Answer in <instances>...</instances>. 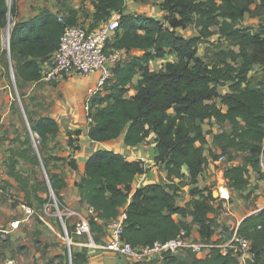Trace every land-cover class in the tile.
I'll return each instance as SVG.
<instances>
[{
	"label": "trees",
	"instance_id": "trees-1",
	"mask_svg": "<svg viewBox=\"0 0 264 264\" xmlns=\"http://www.w3.org/2000/svg\"><path fill=\"white\" fill-rule=\"evenodd\" d=\"M255 1H259L256 8L264 9V0H163L160 7L166 12L168 26L158 19L127 12L126 0L94 3L95 22L107 20L116 11L123 13L121 32L110 46L125 50L129 56L112 69V77L102 89L106 93L93 96L94 112L86 135L103 144L120 140L127 147H136L152 135V162L166 172L163 182L141 185L132 192L134 177L147 172L144 162L112 149L93 152L85 160L83 176L75 186L80 203L92 210L89 224L94 243L102 242L93 234L102 233L103 226L116 220L126 205L121 238L133 247H152L176 237L181 230L190 236L193 224H197L199 238L210 247L203 257L186 249L190 253L188 264H238L236 255H223L219 248L225 243L222 237L227 235L230 239L234 232L250 242L251 258L246 264H264V208L244 217L236 228L224 226L219 230L220 237L212 241L219 228L217 209L221 205L216 204L218 198L212 189L199 186L208 158L216 161L220 155L227 158L222 178L229 193L245 189L251 172L264 180V26L261 32H254L242 25ZM17 15L16 0L10 5L7 0H0V28L8 22L12 24L9 60L16 82L38 81L42 62L58 48L66 25L77 23V13L69 10L63 22L46 9L26 21L17 20ZM188 25L197 29V36L184 38L171 31ZM215 28L218 38L236 49H220L206 62L197 56L198 45L216 34ZM168 56L172 60L160 70L150 69L151 61ZM224 84H228V90L220 93L218 87ZM130 85L134 93L126 95ZM211 120L220 128L228 124L230 131L213 133L211 128L204 129V122ZM30 128L38 136L41 148L59 131L56 120L47 116L32 121ZM207 135H211L210 142ZM79 136V130L68 132L67 143L73 152L79 151ZM233 153L243 155L240 164H230ZM42 160L61 210L64 201L60 190L66 181L60 173H49L46 162L66 158L51 155ZM66 163L78 168L74 156L68 157ZM13 168L11 162L10 169ZM10 175L19 177L13 171ZM184 182L190 198L179 205L178 184ZM249 196L242 197L246 200ZM38 201L44 203L41 198ZM2 247L4 244H0ZM86 249L71 252L72 264L85 261ZM160 255L159 264H182L175 254Z\"/></svg>",
	"mask_w": 264,
	"mask_h": 264
},
{
	"label": "rangeland",
	"instance_id": "rangeland-1",
	"mask_svg": "<svg viewBox=\"0 0 264 264\" xmlns=\"http://www.w3.org/2000/svg\"><path fill=\"white\" fill-rule=\"evenodd\" d=\"M12 1L13 0H7L8 5H10ZM16 2L21 5L19 6L25 12L29 9H53L58 16H61L65 15L69 10H75L79 24L89 28H95L101 23L95 22L93 19L94 3L96 0H16ZM258 3L259 1H255L250 6L251 11L244 15L242 21V25L251 27L254 32H261L264 26V9L256 8ZM157 5V0H151L149 3H138L130 0L127 3L126 7L128 8H126V11L146 16L154 15L160 19L163 24L168 26L166 19L167 15H159L160 13ZM150 8H152V10H150ZM11 27L12 24L9 22L5 27L0 28V241H2L0 244H4L5 246L3 248L5 249V251L3 250L4 253L0 254V262H3V264H72V251L74 252V250L83 247L89 249L92 247H89L90 243L86 236H77L73 233V224L76 219L64 215L62 219L69 237V244L67 243L63 225L57 212L55 196L50 193L47 185L46 179L48 176L45 172L46 170L42 160L51 156L47 149H57V154L53 156L66 157L65 143L61 139L63 132H59L60 134L57 133L54 138L48 139L43 148L40 147L36 133L32 131L31 137L28 132V127L31 126L32 121L54 111L55 100L62 96L60 90L62 87H58V84L62 81L59 83L44 84V81L26 82L17 79V83L14 78L15 82H13L10 74L11 62L7 50L8 35ZM214 30L216 34L208 37L198 45L197 56L203 57L206 62H210L213 58V54L220 49H236L229 46L225 40L218 38L217 29L215 28ZM171 31L184 38H191L198 35L197 29L191 25L185 28L171 29ZM128 56L129 54L127 57ZM170 57L171 56H168V58ZM172 58L173 57L170 59ZM158 61L159 60H156V62L151 63V68H157L159 65ZM137 78L136 76L133 79L132 84L136 82ZM132 86L130 85L127 87L128 90L126 95L134 93ZM227 90L228 84L218 87L220 93L227 92ZM106 91L107 90L104 89L101 93L105 94ZM203 126L206 130L211 128L213 133H218L222 129L230 131L228 124L220 128L214 123V120L205 121ZM66 133L68 134V132ZM151 136L152 135L143 143L139 144L138 147L130 151L126 150L127 147L114 148L124 153V155L130 159H138L142 162L146 160L153 161V139ZM207 140L209 142L211 141V135H207ZM116 142L117 141H114V143ZM67 147L71 154L67 155L66 158L74 156L76 160H78V152H73V148L71 145L69 146L68 143ZM204 148L207 147L204 146ZM59 150L61 151L59 152ZM232 156L233 160L230 162L231 165H237L242 162V154L233 153ZM151 161L148 163L149 167H147L146 172L148 177L151 174L150 165L153 164ZM11 162H14V170L10 169ZM66 162L67 159L66 161L58 160L46 162L47 170L49 173H52L51 171L61 170L62 175L66 177L69 173ZM223 165L224 162L219 165H213L214 171H211L210 174L206 172L205 176H202L200 184L202 187H204L203 185H207L212 189V194L215 198H220L218 194L222 189H219V187H224V183H222L218 174V170H222ZM11 171L16 172L19 177L15 178L10 175ZM69 175H71V172ZM209 178H212V180L208 181ZM159 180H161V178H159ZM163 181L164 180H162V182ZM224 192H226L225 188ZM39 198L44 200L43 204H40L38 201ZM254 201V198L248 197L245 203H249H246L245 207L247 208L249 205L256 206ZM217 203L219 202L217 201L216 204ZM23 205L30 206L33 209V214L31 216H26L23 212ZM232 208H234V206L231 207V213L233 212ZM68 210L77 211L87 216L88 219L91 218L86 209L82 206L74 208L64 203V208H62L60 212H68ZM217 211V219L220 220V223L216 235H218L219 230L224 227V220L226 221L230 218L234 221L232 214L228 212H226V214L224 209L218 208ZM12 220H22L19 226L23 228V232L20 231L21 235H17L18 237L14 235V237H17L15 240H12L14 237L12 238L10 234L5 232L7 231L8 224ZM45 223L51 225L52 229ZM234 224H230L229 226L234 227ZM102 234H104V232H95L93 235L98 237L99 242H103L101 239ZM228 239L229 237L225 235L222 237L221 241L226 242ZM191 240L193 242H198L195 237L191 238ZM202 242L203 241L200 243ZM87 243L89 244L85 246L84 244ZM206 250H204V252ZM188 251L189 250H183L175 253L180 263H189L190 259L188 254L190 253ZM116 257L120 256L116 255ZM197 257H203V255ZM8 260L9 262H7Z\"/></svg>",
	"mask_w": 264,
	"mask_h": 264
},
{
	"label": "built area",
	"instance_id": "built-area-1",
	"mask_svg": "<svg viewBox=\"0 0 264 264\" xmlns=\"http://www.w3.org/2000/svg\"><path fill=\"white\" fill-rule=\"evenodd\" d=\"M122 15V12H113L107 20L101 22L95 28L85 27L79 24L78 21L75 25H66L60 37L58 48L41 64L40 80L49 84L74 73L80 74L84 78L89 76L95 77V83L88 88L82 104L86 129H88L89 125L92 123V113L94 112V106L92 105L93 96L102 91L106 82L112 77V69L114 66L126 59L125 57L128 55L125 50L115 49L110 46V43L115 39V36L121 32L120 21ZM63 16L64 15L58 16L60 22H63ZM170 58L167 57L165 60L159 59L160 62L158 61L159 65L157 68H151V63L156 62V60L151 61L149 67L151 70L161 69L165 61L172 60ZM225 161L226 157L220 155L215 163L221 164ZM221 187L226 189L225 186ZM226 191L227 193L229 192L227 189ZM218 195H220L218 202L220 203L221 208L225 210V213L228 212L232 214L231 206L229 207L228 205V202H230L229 194L227 197H223L221 194ZM22 208L26 216H31L33 214V209L30 206L23 205ZM56 208L68 244L69 237L62 219L64 215L76 219L73 224V233L77 236H86L88 238L90 244H84L85 246L88 244L89 247L96 246L90 234V224L87 216L73 210H68V212L64 211L62 213L58 207ZM124 218L125 214L123 213L120 219L113 220L106 226L108 236L104 247L109 252L116 255L143 259L149 252H156L158 254L170 252L175 254L179 251L189 249L196 256H200L204 255V250L210 247V244L193 242L184 230H181L176 237L169 239L166 242H157L152 247H133L121 238V223ZM45 224L52 229L51 225L48 223ZM9 225L11 228H15L18 225V222L12 221ZM249 243L250 242L247 239L237 237L234 232L227 242L219 245V248L223 255L228 252H232L233 255H236L238 264H246L251 258V254L249 253Z\"/></svg>",
	"mask_w": 264,
	"mask_h": 264
},
{
	"label": "crops",
	"instance_id": "crops-1",
	"mask_svg": "<svg viewBox=\"0 0 264 264\" xmlns=\"http://www.w3.org/2000/svg\"><path fill=\"white\" fill-rule=\"evenodd\" d=\"M128 1H130V0H126L127 3H128ZM131 1H133V0H131ZM149 1H151V0H149ZM149 1H147V2L149 3ZM162 2H163V0H157V4H158L157 7H158V10L160 13L159 15L165 16L166 12H164L160 7ZM127 3H126V6H127ZM19 5L20 4L17 3L18 15L16 18L19 21L29 20V19L33 18L36 13H38L40 10H42V9H37V10L36 9H34V10L29 9L25 12L20 7L21 5L20 6ZM126 8H128V7H126ZM48 10L51 11L52 13H55V11L53 9H48ZM150 10H152V8H150ZM149 17L158 19L154 15H152V16L150 15ZM158 20H160V19H158ZM35 82H42V81L39 79L38 81H35ZM59 82H61V83H59ZM56 83H59L58 87H60V88L62 87L60 89L62 92V96H61V98L55 100L54 111L48 115H42V117L43 116L51 117V118L55 119L56 122L58 123V127H59L58 133L63 132L61 139L65 143L64 146L66 149V151H65L66 157H67V155L71 154V152L68 151V147H67L68 134L66 132L75 131V130L80 131V136H79V139L77 141V145L79 146V151H78L77 155L80 156V157L78 156V160H77L78 168L73 169L66 163L67 169H69V173L71 172V175H69V173H68L69 176L67 175L68 177L67 176L64 177L65 181H66V186L60 190V195L62 196L64 203H66L69 206L74 207V208H76L77 206H82L83 208L86 209V211L88 212V215L90 217H92L93 213L91 212V209L86 204L80 203V201H79L80 200L79 190L75 186V183H78L80 181L81 177L83 176V168H84L85 160L95 150L99 149L101 146L104 147V149H112L115 151H117V150L114 147L124 148L127 146H125L121 141H117L116 143L111 142V143H106V144L96 142V141H91L88 139V137L86 135L87 129H86V124H85V120H84V116H83V112H82V104H83V101H84V98L86 96L88 88L93 86V84L95 83V77L94 76H89V77L84 78L80 74L74 73L70 76L64 77V78L56 81ZM44 84H47V83L44 82ZM136 147H138V146H136ZM136 147H127L126 150L130 151ZM47 151L50 153V155H56L57 154V149H47ZM60 151L61 150H59V152ZM66 157H64V158H66ZM143 160H144V158H143ZM150 161L151 160L144 161V164L146 167H149L148 163H150ZM151 163H152V161H151ZM215 164H216L215 161H211L210 158H208V162H207L206 166L204 167V169H203V171L199 177V186H200L201 181H202V176H205L206 172H207V174H210L211 171H214L213 165H215ZM225 164L226 163H224V165ZM151 165H150L151 174L149 177H148V174L146 175V173L136 175L134 177L133 182L131 184L132 192L137 187H139L141 185H145L148 183H160V182H162V180H166L165 179L166 178V172H165L164 168L162 166H159V165H153V164H151ZM224 165L222 166V168L224 167ZM51 172L52 173L56 172V173L62 174L61 170H56V171H51ZM218 174H219V178L221 179L222 183H224L223 178H222L223 172L221 169L218 170ZM159 178H161V180H159ZM211 180H212V178H209L208 181H211ZM178 186L180 187V196L177 200V203L179 205H184L187 202V200L190 198V196L188 194V189H186L188 187L185 185V182L179 183ZM203 186H206V185H203ZM228 194H229V196L232 197L231 201L228 202L229 203L228 205H229V207L234 206V208H232V210H233L232 216L234 217V221H232L230 218L227 219L226 221L224 220V226L229 228V229L236 228L237 225L240 223V221L244 217L257 212L259 209L264 208V180L258 179L254 172H251L250 184L245 189H243L242 191H232L230 193L228 192ZM246 194H249L250 195L249 197L255 199L254 203L256 204V206L249 205V207H247V208L245 207V204L249 203V202L245 203V199L242 196L246 195ZM130 200H131V196H130L128 202ZM125 208H126V205H124L121 208L120 215L118 216L117 219L121 218L122 214L124 213ZM174 218L180 219L179 216H174ZM184 220H189V218H187V219L185 218ZM12 221H15V220H12ZM20 221H22V220L17 221L18 225L15 228H11L9 225L10 223H9L7 231H5V230H2V231H5L6 233L10 234L12 236V238L14 237V235L15 236L21 235L20 231L23 232V228L21 226H19ZM217 221H218V223H220V220L217 219ZM230 224H234L235 226L230 227L229 226ZM103 232H104V234L101 235V239L103 242L102 243H94L96 245L95 247H92L90 249L87 248L85 250V261L83 262V264H159L161 262V255L156 253V252L147 253L143 259H135L132 257H125V256L116 257V254L109 252L104 247L106 240H107V236H108V230H107L106 226H103ZM17 237H14V239H12V240H15ZM193 237H195V239H197L198 242L202 241L198 235L197 224H193V226H192L190 238H193ZM219 237L220 236L215 234L211 240L212 241L216 240ZM0 242H2V241H0ZM202 243H204V242H202ZM79 245H81V244H79ZM4 247L0 248V254L4 253L3 252V250L5 251V249H3ZM75 251H82V248H79L78 250H75ZM207 251H208V249L204 252V254H206ZM7 262H9V260ZM17 263H19V262H17ZM0 264H3V262H0Z\"/></svg>",
	"mask_w": 264,
	"mask_h": 264
},
{
	"label": "water",
	"instance_id": "water-1",
	"mask_svg": "<svg viewBox=\"0 0 264 264\" xmlns=\"http://www.w3.org/2000/svg\"><path fill=\"white\" fill-rule=\"evenodd\" d=\"M9 23V22H8ZM7 23V24H8ZM8 37H9V35H8ZM9 51V50H8ZM10 74H11V78H12V80H13V82H15V80H14V78H15V76H14V72H13V69H12V66H11V64H10ZM28 132H29V134H30V136L32 137V131H31V128L30 127H28ZM99 149H104V147H100ZM99 149H97V150H99ZM96 151V150H95ZM94 151V152H95ZM79 156V155H78ZM80 157V156H79ZM43 167V166H42ZM46 181H47V185H48V188H49V191H50V193L51 194H53V191H52V189H51V186H50V184H49V180H48V178L46 179ZM261 209H259L258 211H260ZM241 222V221H240Z\"/></svg>",
	"mask_w": 264,
	"mask_h": 264
},
{
	"label": "bare ground",
	"instance_id": "bare-ground-1",
	"mask_svg": "<svg viewBox=\"0 0 264 264\" xmlns=\"http://www.w3.org/2000/svg\"><path fill=\"white\" fill-rule=\"evenodd\" d=\"M222 190L220 191V193L219 194H221V196H223V197H227L228 196V193H227V191L226 192H224V188H222V187H220ZM223 192V193H222Z\"/></svg>",
	"mask_w": 264,
	"mask_h": 264
},
{
	"label": "clouds",
	"instance_id": "clouds-1",
	"mask_svg": "<svg viewBox=\"0 0 264 264\" xmlns=\"http://www.w3.org/2000/svg\"><path fill=\"white\" fill-rule=\"evenodd\" d=\"M10 36V35H9ZM8 45H9V37H8ZM8 50H9V47H8ZM8 54H9V51H8Z\"/></svg>",
	"mask_w": 264,
	"mask_h": 264
}]
</instances>
